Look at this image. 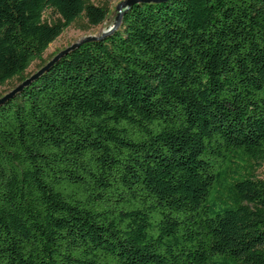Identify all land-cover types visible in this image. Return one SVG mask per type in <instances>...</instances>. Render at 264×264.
<instances>
[{
	"label": "trees",
	"instance_id": "1",
	"mask_svg": "<svg viewBox=\"0 0 264 264\" xmlns=\"http://www.w3.org/2000/svg\"><path fill=\"white\" fill-rule=\"evenodd\" d=\"M83 14L0 0V86ZM263 165L264 0L136 4L0 104V264H264Z\"/></svg>",
	"mask_w": 264,
	"mask_h": 264
},
{
	"label": "rangeland",
	"instance_id": "2",
	"mask_svg": "<svg viewBox=\"0 0 264 264\" xmlns=\"http://www.w3.org/2000/svg\"><path fill=\"white\" fill-rule=\"evenodd\" d=\"M124 1L126 0H88L90 5L107 11L106 20L99 26H93L90 24L86 14L80 16L69 28L64 31L61 37H59L50 46V48L43 55L42 59L33 63L22 77L15 78L4 86H0V99L12 92L23 81L40 71L60 52L83 41L88 37H100L105 31H108L110 28H112L118 16L117 7ZM44 20L49 25L62 23L60 16L51 10L46 11ZM258 177L260 179H264V165L258 171Z\"/></svg>",
	"mask_w": 264,
	"mask_h": 264
},
{
	"label": "water",
	"instance_id": "3",
	"mask_svg": "<svg viewBox=\"0 0 264 264\" xmlns=\"http://www.w3.org/2000/svg\"><path fill=\"white\" fill-rule=\"evenodd\" d=\"M168 0H126L122 2L118 7V16L116 18V22L112 28H110L108 31H105L100 37H88L84 39L83 41L65 49L64 51L60 52L52 61H50L45 67H43L40 71H38L36 74L31 76L30 78L26 79L23 81L20 85H18L12 92L7 94L6 96L2 97L0 99V104H2L4 101H6L9 98L15 97L18 93L22 92L24 89L28 88L34 81H36L45 71H48L62 56L70 52L71 50H74L78 48L80 45L92 41H97L101 40L102 38L109 36L112 34L114 31H116L121 23H122V18L125 14V11L131 7H133L136 4H143V5H149V4H160V3H165Z\"/></svg>",
	"mask_w": 264,
	"mask_h": 264
}]
</instances>
